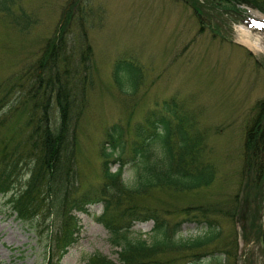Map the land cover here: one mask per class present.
Masks as SVG:
<instances>
[{
  "label": "trees",
  "instance_id": "trees-1",
  "mask_svg": "<svg viewBox=\"0 0 264 264\" xmlns=\"http://www.w3.org/2000/svg\"><path fill=\"white\" fill-rule=\"evenodd\" d=\"M181 1L197 16L204 10L238 13L241 2L264 12V0ZM14 4L0 0V12L19 27L22 21L30 23L23 9L13 11ZM90 12L88 0L68 2L34 63L0 82V196L35 228V218L49 217L44 264H61L80 231L77 212L95 204L102 207L97 219L118 248L117 259L95 253L83 264H239L237 223L244 237L260 243L264 262V97L256 101L244 129L240 177H245V194L238 202L237 192L234 203L232 198L224 204H188L180 209L183 218L175 219L166 216L170 211L141 204L152 191H193L215 179L212 164L202 159L197 114L176 96L155 101L133 125L129 118L106 126L98 149L99 181L77 189V128L93 77V47L86 34ZM141 75L130 58L113 65L112 81L122 93H135ZM21 113L27 132L22 137L4 132L1 123ZM129 170L135 175L131 184L124 182ZM148 220L153 221L151 242L131 233L136 222ZM223 221L232 224L227 233ZM189 223L198 225L201 234L178 236Z\"/></svg>",
  "mask_w": 264,
  "mask_h": 264
},
{
  "label": "rangeland",
  "instance_id": "rangeland-1",
  "mask_svg": "<svg viewBox=\"0 0 264 264\" xmlns=\"http://www.w3.org/2000/svg\"><path fill=\"white\" fill-rule=\"evenodd\" d=\"M70 1L15 0L13 11L21 8L30 16V23L22 21L20 27L0 12V82L34 63ZM88 2L91 12L86 34L93 47V77L77 128V189L99 181L98 149L106 126L129 118L133 125L155 101L176 96L197 114L196 127L205 149L202 159L212 164L215 179L193 191H152L141 204L170 211L166 216L175 219L183 218L180 209L188 204H224L232 198L234 203L237 192L238 202L245 194V177H240L243 132L253 106L264 97V31L252 16L264 13L246 7V26L236 12L223 15L204 10L197 16L181 0ZM120 58H130L141 68L135 93H122L112 81L113 65ZM24 116L21 113L1 123L3 131L19 132L22 137L27 132ZM134 179L132 170L124 173L127 184ZM1 198L0 264H44L49 254L45 243L49 217L35 218L33 222H39L35 228L12 213ZM101 208L95 204L87 212H77L80 231L61 264H83L95 253L117 259L118 248L111 245L107 229L97 219ZM230 227L231 222H222L224 233ZM152 228V220L136 222L131 233L151 242ZM201 232L196 224H183L178 236L194 238ZM236 232L239 264H264L260 243L253 236L244 237L239 223Z\"/></svg>",
  "mask_w": 264,
  "mask_h": 264
},
{
  "label": "bare ground",
  "instance_id": "bare-ground-1",
  "mask_svg": "<svg viewBox=\"0 0 264 264\" xmlns=\"http://www.w3.org/2000/svg\"><path fill=\"white\" fill-rule=\"evenodd\" d=\"M255 16L258 19V21L262 23V25H263L262 31H263L264 30V15H261V14L256 13ZM240 31L243 32L245 35L248 36V33L249 32L247 30H245L244 28L240 29ZM254 38H257L258 39L259 37H258V35H256V37H254ZM241 40L243 42H248V40H245V39H242V38H241Z\"/></svg>",
  "mask_w": 264,
  "mask_h": 264
}]
</instances>
